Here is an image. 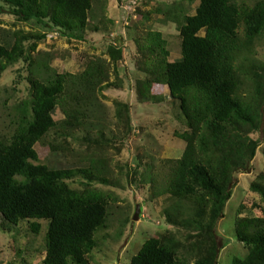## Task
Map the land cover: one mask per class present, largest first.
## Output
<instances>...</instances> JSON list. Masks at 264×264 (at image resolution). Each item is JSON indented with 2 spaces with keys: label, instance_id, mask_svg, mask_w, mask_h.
<instances>
[{
  "label": "trees",
  "instance_id": "16d2710c",
  "mask_svg": "<svg viewBox=\"0 0 264 264\" xmlns=\"http://www.w3.org/2000/svg\"><path fill=\"white\" fill-rule=\"evenodd\" d=\"M0 1L6 6L0 5V12L8 8L18 19L35 21L71 40L83 41L88 31L99 30L90 17L95 0ZM190 2H198L193 13L187 8H157L177 24L180 59L170 60L169 42L161 31L149 30L136 40V64L145 76L137 79L135 90L138 99L145 100L151 97L154 84L164 83L178 103L187 130L177 134L186 148L171 166L165 191L178 202L188 203L192 215L181 220L167 214V220L193 229L196 241L188 253L195 264H217L221 249L218 221L233 195L235 176L251 169L260 146L251 134L260 129L264 111V61L256 52L264 36V0H255L253 5L243 0ZM46 30L16 34L12 44L0 40V75L17 61L32 58L26 55L25 42L33 40L32 51L37 50L38 43L47 38ZM123 47L109 45L106 58L89 59L78 74L60 73L41 61L39 77L29 78L32 96L23 105L28 110L17 130L10 138L0 134L3 226L10 229L25 221L31 232L38 234L42 228L39 220H47L44 264H88V255L97 246L96 234L106 226L107 202L99 191L73 189L68 180L79 173L87 180H107L100 170L54 169L38 163L35 146L59 126L53 116L57 106L66 115L65 128L78 125V114L90 115L97 92L114 85L110 69L118 74ZM118 106L119 118L131 126L129 105L118 102ZM51 148L57 149L55 145ZM253 187L260 193L264 213V181ZM251 223L258 224V220ZM242 225L249 224L242 221ZM238 226L237 240L248 251L246 260L234 264H264V227L250 230ZM172 238L170 242L146 240L131 264H185L179 243Z\"/></svg>",
  "mask_w": 264,
  "mask_h": 264
},
{
  "label": "rangeland",
  "instance_id": "374dc122",
  "mask_svg": "<svg viewBox=\"0 0 264 264\" xmlns=\"http://www.w3.org/2000/svg\"><path fill=\"white\" fill-rule=\"evenodd\" d=\"M108 1H94L91 24L97 25L100 33L88 31L83 41L71 40L59 33L50 37L56 31L35 21L20 20L8 8L0 12V40L7 44L15 41L16 34H38L48 29L47 38L38 43L37 50L32 51L33 40L25 42L26 55L32 58L17 61L0 75V134L10 138L17 130L18 122L28 110L23 105L32 96L29 78L39 77L41 61L48 62L60 73L78 74L83 72L89 59L106 58L109 45L122 44L126 53L118 74L113 67L110 69V81L114 85L97 92L90 115L78 114L79 122L74 128H65L66 115L57 106L53 116L59 126L36 144L37 162L54 169L100 170L106 178L105 183L91 181L79 173L68 180L73 189L99 191L107 202L106 226L96 234L97 246L88 255V264H131L132 257L146 240L159 238L170 242L172 237L179 243L180 257H185V264H195L188 253L196 241L191 234L193 229L172 225L167 220V214L174 219L190 218L191 209L188 203L178 202L165 191L171 166L186 148V142L177 134L187 130L186 121L178 103L170 97L167 84H154L151 97L139 100L135 83L145 76L136 64V40L147 31L165 34L171 50L170 60L181 57L177 24L157 8L165 11L187 8L188 13H193L198 2L113 0V8L109 9ZM243 1L253 5L255 0ZM124 11H127L125 15ZM256 52L258 59L264 61V36L258 41ZM118 102L129 105L131 126L125 118L124 122L119 118ZM251 136L260 146L251 169L235 176L233 195L225 206L224 217L218 221L216 234L221 249L217 264L246 260L248 249L236 237L238 225L250 230L264 227L261 196L253 190L255 183L264 181V111L260 129ZM51 145L57 147L56 151ZM254 218L258 224L251 223ZM39 221L41 231L34 234L25 221L6 229L0 217V264H44L49 223L45 219ZM242 221L249 225L243 226Z\"/></svg>",
  "mask_w": 264,
  "mask_h": 264
},
{
  "label": "crops",
  "instance_id": "0c3cea01",
  "mask_svg": "<svg viewBox=\"0 0 264 264\" xmlns=\"http://www.w3.org/2000/svg\"><path fill=\"white\" fill-rule=\"evenodd\" d=\"M108 1V0H107ZM110 2V3H109ZM121 2H123V1H121ZM128 5H132L131 3H127ZM112 5H114V2H113V0H109L108 1V8L109 9H112L113 8V6ZM127 6V5H126ZM129 7V6H128ZM131 8V7H130ZM128 9V8H127ZM127 11H124V15H125V13H126ZM102 31V30H101ZM95 33H100V31H98V32H95ZM114 44H117V43H114ZM125 49L123 48V59L125 58ZM123 59L121 60V62L123 61ZM178 59H180V57L178 58ZM178 59H176V60H178ZM176 60H171V61H176ZM121 62H120V64H121ZM157 84V83H156ZM167 86V85H166ZM169 88V87H168Z\"/></svg>",
  "mask_w": 264,
  "mask_h": 264
},
{
  "label": "water",
  "instance_id": "95a60500",
  "mask_svg": "<svg viewBox=\"0 0 264 264\" xmlns=\"http://www.w3.org/2000/svg\"><path fill=\"white\" fill-rule=\"evenodd\" d=\"M139 205L137 206V208H136V211H135V215H134V219H138L139 218Z\"/></svg>",
  "mask_w": 264,
  "mask_h": 264
},
{
  "label": "built area",
  "instance_id": "2783aa9c",
  "mask_svg": "<svg viewBox=\"0 0 264 264\" xmlns=\"http://www.w3.org/2000/svg\"><path fill=\"white\" fill-rule=\"evenodd\" d=\"M55 35H57V33L51 34L50 37H54Z\"/></svg>",
  "mask_w": 264,
  "mask_h": 264
}]
</instances>
